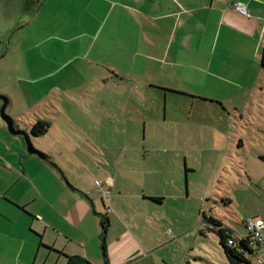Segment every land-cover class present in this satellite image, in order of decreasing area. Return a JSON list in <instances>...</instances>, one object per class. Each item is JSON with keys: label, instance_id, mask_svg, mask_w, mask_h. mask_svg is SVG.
<instances>
[{"label": "crops", "instance_id": "1", "mask_svg": "<svg viewBox=\"0 0 264 264\" xmlns=\"http://www.w3.org/2000/svg\"><path fill=\"white\" fill-rule=\"evenodd\" d=\"M62 3L63 9L68 8L70 11L78 6L85 10L91 7L95 12L101 9L102 15L108 13L109 16L115 11V39L105 40L95 46L92 43L94 33L86 30L87 24L82 23L78 16H74L73 11H71L73 19H68L63 25L64 29L71 26L78 31L70 33L69 39L64 40L72 51L60 66L79 59L83 63L82 68L85 67L88 71V73L83 71L82 74L89 77L86 87L81 82L69 85L72 87L69 95L80 102L82 99V102H85V109L81 106V109H84L81 113L91 126L86 128L88 133L82 131L86 133V141L92 142L89 138L98 133V127L102 128L101 122L104 118L111 123L119 121L124 124L131 123V126L132 123L136 126V122L129 121L130 117L121 119L120 113L126 114L127 110H121L119 106L105 109L103 103L95 104L92 107L93 114H87L89 106L86 103L89 101H85L82 95H90L91 98L92 93L105 90L114 94L125 93L127 90L131 94H149V96L156 95L158 91L177 95L184 92L192 94L190 89H185L181 84L184 73L181 69L188 67H191L198 77L206 79L205 75H207L212 78L206 80V83H201L206 87L207 92L200 91L203 89L198 87L193 93L194 96L199 95L205 101L211 100L224 105L225 108L232 107L239 111L241 108L247 110L249 107H257L261 112L258 119L264 120V69L261 67V54L264 48V0H63ZM237 3L244 6L247 15L234 10L233 6ZM99 23L101 26L102 17L99 18ZM106 23L102 25L100 32ZM41 37H45L41 42H45L47 38H58L46 32H42ZM94 47H96L95 53H93ZM184 51L187 52L186 55ZM55 63L60 64L59 61ZM51 69L55 71L51 70L49 73L37 76V79L56 75L58 68ZM117 84L124 86L115 87ZM11 91H0V95H4L7 99V114L13 119L32 116L28 130L24 131L30 133L31 125L39 119L55 122L46 117V112H42L44 103H39L45 102L49 92L38 95L39 93H33L32 90L25 88ZM55 91H60L58 86L53 87L50 92ZM64 91L67 92L65 89ZM35 96L37 98L34 102L31 104L27 102V97ZM69 98L73 99V97ZM15 105L21 110L12 113ZM52 108L55 111L50 114L64 115V110L60 107ZM72 116L76 114L70 111L66 115L68 119H72ZM15 123L17 125L18 121ZM5 127L0 121V145L3 148V144L11 146L10 150L5 146L4 152L12 155L17 163L14 164L10 157L5 159L6 154L0 155V163L3 165L0 167V264H48L37 263L36 257L43 248H46L48 253L62 257L63 264H66V257L70 255L82 256L92 264H101L94 261L85 248L73 253L57 247L58 239L64 238L65 231L60 228V224L54 225V220L51 221L52 218L58 217L60 223L63 221L71 226L67 218L69 211L76 206L80 208L82 215L81 210H87V203L93 207L94 198L89 197L90 201L87 196L93 193V188L96 189L97 182L91 188L87 180L71 179L67 176L79 191L72 192L67 187L73 193L71 194L66 188L67 185H63L59 172L49 165V162L52 164L50 152L43 151L48 155L49 162L37 159L38 156L26 152L23 140L20 137L10 136ZM143 127L146 130V123L142 124ZM47 133L36 137L35 143L38 139H45ZM121 133L123 137L133 134L132 131L125 132V130H121ZM67 139L69 140L68 136ZM4 140L7 142L4 143ZM116 162L118 160L114 159L113 174H115ZM262 163L264 164V160ZM79 169L86 171L83 167ZM149 173L155 176L154 186L142 197V203L138 205L141 211L137 207L136 212H133L128 220H125L126 222L118 221L115 215V208H119L117 201L126 196L122 194L124 186L116 187L115 181L111 182L109 175L105 174L104 182L110 180L107 186L111 206L109 209V203L104 202L105 197L102 195L106 214H110L105 216L108 221L107 264H214L207 256L201 257L199 251H196L195 234L206 242L210 240V236H214L219 250L222 251V254H218L231 264L219 244L216 231L210 229L212 226L200 228L196 223L185 227L175 237L169 230L167 239H163L161 233L163 226L157 212L167 198L182 199L183 187L181 181L163 180L161 173L157 177V171H149ZM87 174L89 175L88 172ZM245 176L254 183L250 176ZM263 178L264 170L260 179ZM255 180L256 187L264 192V184L259 178ZM83 182L84 184H81ZM18 185L28 187L26 196L12 193V189ZM162 189H169L172 195H166ZM30 203L37 205L35 209L41 208V211H29L33 214L29 215L26 210H29L27 207ZM209 217L218 220L221 228L235 233L216 217L212 215ZM256 217L264 223V209L256 213ZM244 220L241 221L242 233ZM115 221H118L120 226L116 233ZM164 223H167L166 220ZM23 255L27 257L24 259Z\"/></svg>", "mask_w": 264, "mask_h": 264}, {"label": "rangeland", "instance_id": "2", "mask_svg": "<svg viewBox=\"0 0 264 264\" xmlns=\"http://www.w3.org/2000/svg\"><path fill=\"white\" fill-rule=\"evenodd\" d=\"M21 2L22 0H0V91L14 92L15 89L25 88L32 90L33 93H39L38 95L49 92L45 102L39 103H44L42 112H46V117L55 122H51L45 139H38L32 144L45 155L47 154L43 151L50 152L52 164L64 177L59 175L63 185L66 186L67 182L78 190L68 177L83 178L92 188L96 182L104 184L105 176L109 175L111 182L115 181L116 187L124 186L122 194L126 196L117 201L119 208H115V215L118 221L126 222L125 220H128L127 218L136 212L135 209L142 203V197L154 186L155 176L149 171H157V177L161 173V177L166 181H181L182 199L167 198L157 212L163 226L161 229L163 239H167L169 230L175 237L182 229L196 223L202 228L205 225L202 213L206 216L212 215L225 223L234 230V235L242 233L243 219L258 218L256 213L264 209V192L254 184L256 178L264 184V178L260 179L264 170V164L260 159L264 157V120L258 119L261 115L259 108L249 107L247 110L241 108L239 111L232 107L225 108L224 105L211 100L205 101L197 94L194 96L193 93L198 87L203 89L200 91H206V87L201 83H206V80L212 78L207 75L206 79L198 77L191 67H188L181 69L184 72L181 84L185 89H190L192 94L184 92L177 95L158 91L156 95L149 96L131 94L127 90L120 94L105 90L92 93V99L90 95H82L85 101H89L86 103L89 106L87 114H93L92 107L95 104L103 103L105 109L119 106L121 110H127L126 114L120 113L121 119L130 117L129 121H134L136 126L138 125L136 127L132 123L131 126V123L124 124L122 121L111 123L104 118L101 122L102 128L98 127L96 135L87 137L92 141L88 142L85 140L86 133L82 132L87 131L86 128H91L81 113L85 109V102H82L83 99L80 102L69 95L72 88L69 85L81 82L87 86L89 77L82 74L83 71L86 73L88 71L85 67L82 68L83 63L79 59L74 61L72 59V62L60 66L72 51L64 40L69 39L70 33L78 31L71 26L64 29L63 25L68 19H73L71 17L73 11L74 16H78L82 23L87 24L86 30L94 33L92 43L95 46L105 40L115 39V11L109 16L108 13L102 15L101 9L95 12L91 7L88 10L79 6L71 11L68 8L64 10L63 0H45L35 5L33 10L24 11ZM105 22L107 23L100 32ZM42 32L56 35L58 38H47L45 42H41L45 38L41 37ZM95 50L96 47L93 48V53ZM184 54L187 52L184 51ZM55 61H59L60 64ZM54 67L58 68L56 75L37 79V76L49 73ZM56 86L60 91L50 92ZM36 98L37 96L27 97V102L31 104ZM1 106L0 101V108ZM81 106L84 109H81ZM52 107H60L64 110V115L50 114L55 111ZM20 110L15 105L12 113ZM69 111L76 116L68 119L66 115ZM8 116L12 118L11 115ZM31 119L32 116H22L13 120L18 121L16 126L21 130H28ZM143 123H146V130L142 128ZM121 130L132 131L133 134L123 137ZM6 142L7 140H4V143ZM3 145L4 148L6 146V149H11L9 144ZM0 148L2 149L0 155L6 154L5 159L10 157L14 164L17 163L12 155L4 152L1 145ZM114 159L118 160L115 163V174L112 173ZM2 166L0 163V167ZM79 167L85 168L89 175ZM245 175L250 176L254 183ZM103 189L108 191V186L103 185ZM67 190L71 193L68 188ZM92 190L93 193L87 198L89 200L94 198L93 207L87 203V210H81L82 215L79 207L71 209L67 216L71 226L63 221L60 223L58 217L52 218L51 221L54 220V225L60 224V228L65 231L63 235L65 239L60 237L57 247L73 253L85 248L94 261L105 264L100 248V219L110 214H106L101 190L98 188ZM27 191L28 187L21 185L12 189V193L17 196H26ZM162 192L172 195L169 189H162ZM109 195L107 199L104 198L105 203H109ZM222 199H229L231 203L225 204ZM3 203L7 204L4 201ZM36 206L30 203L26 212L32 216L29 211H41V208L35 209ZM138 209L140 210L139 207ZM163 220L167 223L165 224ZM118 221H115V233L120 229ZM137 222L140 223L139 220ZM195 236L197 244H194V247L201 257L207 256L214 264H228L226 259H222L218 254H222V251L219 250L214 236H210L208 242L198 234ZM40 251L37 257L34 254L37 263L63 264V258L59 255L48 253L46 248ZM26 257L27 255L22 256L24 259ZM248 260L251 262L250 258Z\"/></svg>", "mask_w": 264, "mask_h": 264}, {"label": "trees", "instance_id": "3", "mask_svg": "<svg viewBox=\"0 0 264 264\" xmlns=\"http://www.w3.org/2000/svg\"><path fill=\"white\" fill-rule=\"evenodd\" d=\"M261 67L264 69V48L261 54ZM50 126H51V123L48 120L39 119L33 125H31L30 134L32 136H43L48 132ZM261 159L264 160V157H262ZM49 165L53 166V164H51L50 162H49ZM155 201H159V199H155ZM222 201L225 202V204L231 203L229 199H222ZM202 218H203L204 224H206L207 227L208 225L212 226V228L210 229L216 231L219 237V244L222 246L224 253L227 256L231 264H250V262L240 258L237 255L235 249L226 245V241L229 238H231L232 235H234L232 231L221 228L218 220L212 217L206 218L204 213H202ZM100 227H101V234H100L101 254H102L105 264H107L108 260H107V248H106L105 240H106V234H107V228H108V221L105 216L101 217L100 219ZM238 247L241 249L243 248L246 252L249 253V250L245 248L242 244H239ZM66 264H92V263L82 256L70 255L66 257Z\"/></svg>", "mask_w": 264, "mask_h": 264}, {"label": "built area", "instance_id": "4", "mask_svg": "<svg viewBox=\"0 0 264 264\" xmlns=\"http://www.w3.org/2000/svg\"><path fill=\"white\" fill-rule=\"evenodd\" d=\"M234 10L237 12L247 15V12L244 6L240 3L235 4ZM110 184V180H106L104 184L98 183L96 184V189H100L103 197L107 198L109 195V191L103 189V185ZM205 217H209L206 216ZM206 226V224L204 225ZM244 232L238 235H232L226 241V245L235 249L237 255L250 262L248 258L251 259L250 264H264V223L262 220L249 217L244 220ZM170 234V231H168ZM242 244L245 248L249 250V253L246 252L243 248H239L238 245Z\"/></svg>", "mask_w": 264, "mask_h": 264}, {"label": "water", "instance_id": "5", "mask_svg": "<svg viewBox=\"0 0 264 264\" xmlns=\"http://www.w3.org/2000/svg\"><path fill=\"white\" fill-rule=\"evenodd\" d=\"M0 101L2 102V106L0 108V119L5 124L9 135L12 137H20L23 140V143L25 144V150L28 154L33 155V156H38L41 160L45 162H49L48 156L43 154L39 150H37L32 144V142L34 143V140L36 139V137H39V136L33 137L30 133L24 130L18 129L15 121L5 113V109L7 106V99L4 96L0 95ZM53 167L57 169L55 165H53ZM62 178L64 177L62 176ZM65 183L72 192H78L76 188L72 187L67 182Z\"/></svg>", "mask_w": 264, "mask_h": 264}, {"label": "flooded vegetation", "instance_id": "6", "mask_svg": "<svg viewBox=\"0 0 264 264\" xmlns=\"http://www.w3.org/2000/svg\"><path fill=\"white\" fill-rule=\"evenodd\" d=\"M41 1L42 0H22L21 6L24 11H31L35 7V5L39 4Z\"/></svg>", "mask_w": 264, "mask_h": 264}]
</instances>
